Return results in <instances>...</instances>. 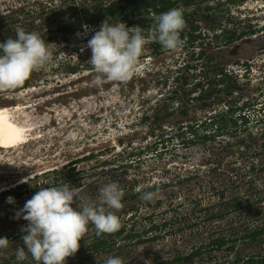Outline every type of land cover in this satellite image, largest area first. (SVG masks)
Returning <instances> with one entry per match:
<instances>
[{
	"label": "rangeland",
	"instance_id": "obj_1",
	"mask_svg": "<svg viewBox=\"0 0 264 264\" xmlns=\"http://www.w3.org/2000/svg\"><path fill=\"white\" fill-rule=\"evenodd\" d=\"M119 2L133 6L123 0H0V42L14 38L15 29L22 28L50 37L54 61L61 57L34 72L28 88L0 90V108L30 129L27 142L0 149V238L9 240L8 247L0 249V262H18L16 249L24 246L20 234L28 222L16 218L17 212L40 187L64 182L78 188L84 202L95 201L101 187L116 182L123 196H129L122 200L123 210L143 205L138 192L153 186L156 189L149 192L155 195L146 213L162 197L165 208L155 213L154 222L161 225L153 233L155 239L142 243L121 237L109 246L111 251L106 247L90 257L84 251L82 259L74 260L75 254L66 264H105L108 257H119L122 264H168L172 257L216 238L225 241L218 252L207 248L194 260L174 264H206L210 254L229 264L234 254L249 258L263 252L264 242L244 237L251 231L247 228L264 224V51L249 43L264 34V0H235L230 6L226 0H180L176 9L182 10L185 27L179 50L162 47L155 55L156 42L150 41L131 78L97 82L94 68L85 67L91 65L87 41L104 21L85 27L83 20ZM131 19L138 21L139 15L125 20L118 14L111 24L129 27ZM141 29L145 36L152 31ZM232 32L245 35L228 43ZM191 34L202 35L193 46L188 41ZM201 50L205 54L199 58ZM188 65L193 68L186 71ZM221 73L235 86L230 94L219 91L228 84L220 81ZM199 82L207 99H197ZM219 114L226 117L222 131L215 128L221 125L222 120L215 121ZM155 115L163 117L156 124ZM231 116L239 120L236 125L227 123ZM88 156L93 158L86 160ZM172 192L175 203L167 209L165 198ZM132 194L138 196L132 199ZM196 195L209 208H218L215 214L220 218L205 220L209 211L204 214L200 204L193 209L189 202ZM8 197L15 204L7 203ZM234 204L240 208L234 210ZM122 209L113 210L119 219L125 215ZM193 222H206L205 231ZM136 230L146 231L143 224ZM95 234L89 225L80 249L86 250ZM19 263L35 261L27 254Z\"/></svg>",
	"mask_w": 264,
	"mask_h": 264
},
{
	"label": "clouds",
	"instance_id": "obj_2",
	"mask_svg": "<svg viewBox=\"0 0 264 264\" xmlns=\"http://www.w3.org/2000/svg\"><path fill=\"white\" fill-rule=\"evenodd\" d=\"M184 27L182 10L176 8L156 16L148 36L141 27L104 21L87 41L91 50L88 62L98 74L97 82H124L131 78L150 41L158 42L168 51L179 50ZM51 45L55 44H46L39 34L22 28L15 29L14 38L0 42V90L21 87L34 72L58 62L61 57L57 55L54 61ZM154 195L144 192L141 199L151 201ZM122 197L123 191L116 182L101 187L96 200L88 202L69 183L40 187L16 214V218L28 222L22 229L24 246L16 249V260L25 261L30 254L35 264H66L67 258L79 251V242L85 239L89 225L94 226L97 236L119 231L121 223L115 211L122 209ZM77 201L74 208L72 205ZM7 203L15 204L14 198L8 197ZM8 245L7 238H0V249ZM105 264H122V260L108 257Z\"/></svg>",
	"mask_w": 264,
	"mask_h": 264
},
{
	"label": "flooded vegetation",
	"instance_id": "obj_3",
	"mask_svg": "<svg viewBox=\"0 0 264 264\" xmlns=\"http://www.w3.org/2000/svg\"><path fill=\"white\" fill-rule=\"evenodd\" d=\"M193 1H197V0H193ZM193 1H189V2H193ZM205 1H208V0H200V2H205ZM234 1L235 0H229V2H228V0H226V6H230V4H232ZM237 1H242V0H237ZM223 6H224V4L222 5V7ZM254 34H252V35H254ZM261 34H263V33H261ZM238 35L239 34H237L236 36H238ZM255 38H256V36H254V39ZM249 43L251 44V41ZM251 46H252V44H251ZM252 47L254 48V46H252ZM227 115L228 114L226 113L225 116H227ZM225 116H224V114H219V116H218L219 118H215V121L217 123L219 122V120H222L221 121V125H219V126L216 125L215 126L216 131H222V128H223L222 126L225 125V123L223 121L224 118H226ZM240 117L241 116H239V118ZM229 119H232V121H229V122L227 121V123H231V124H234V125H236L238 123V121H239L237 118H234L232 116ZM214 122H213V124H214ZM225 127H227V125H225ZM207 138H208V136H207ZM207 138H205V139H207ZM232 180L236 181L238 179L237 178H234V179L232 178ZM249 180L252 181L251 178ZM237 187H238V185H237ZM155 189L156 188H153V186H150V188L148 190H146V191L141 190L138 193L140 195H142L144 192H149V190L150 191H154ZM132 195H134V194H132ZM174 195H175L174 192H172V193H170L168 195V198H165V201L167 202V205H168L167 209H170V207H173V205L175 203ZM216 195H218L219 197L222 196L223 195V190H219ZM137 196L138 195L136 194V195L132 196L131 198L133 199V198H136ZM128 197H129L128 194H126V196L124 195L122 197V200L123 199L126 200V198H128ZM158 197H160V196H158ZM196 197H198V198L196 200L194 198L192 202H189L190 203L189 205L192 204L191 206L193 207L196 204H200V206H201L200 210L203 211L204 214H208V211H209V214L205 216V220H209L210 221V220H214V219L217 220V219L220 218V217H218L217 214H215V211L217 212V210H215V209H218V208H214L213 206H212V208L211 207L209 208L208 205L204 204V201L201 200L202 196L196 195ZM198 199H199V201H197ZM163 200H164L163 197H162L161 200L157 199L153 203V206H152L151 210L148 213H146V211L149 210V207L151 205H150L149 201H145V200L142 201L143 205H141L140 207L137 206V205H133L132 207L128 208L127 210H123L122 209V211H125L123 213L125 215L120 217L121 227H120L119 231L115 232L114 235H111V234H108L107 236L104 235V234L100 235L102 238H104V240L107 241L106 247L108 249L106 251H111V248H109V246L111 247V245L115 244L117 242V239L121 238V237H122L121 241H133V239H136V242H142V243L144 241H150V240L155 239V236L153 234L154 231H157V230H159L161 228V225L159 226V223L154 222L155 213H162L163 211H165V208L161 207L163 205ZM259 202H261L260 199H259ZM144 207L146 208V210H144ZM233 208H234V210H237V209L240 208V206H239V204H234ZM193 209H195V208L193 207ZM156 210H158V211L156 212ZM193 223L197 224L196 225V229L197 230H204L205 231L206 222H204L202 224L199 223V222H193ZM142 224L144 225L146 231L140 233L136 229H139ZM263 227H264V224L258 225V226H254V227H249L247 229H249V231L250 230L254 231L256 229L263 228ZM96 236H97L96 234L93 235V238H92L93 240H91V244L94 243V241L96 239ZM261 238H264V235L259 237L258 240H256V241H253V240H250V239L249 240L253 241V242L262 243V242H264V239H261ZM200 243L202 245V248L199 246V248L196 249L195 251L191 250L189 254H185L183 256H177V257L174 256V257L171 258L172 262H168V264L180 263V262H182L183 260H186V259L194 260L195 258H197V257H199L201 255V251L202 252L207 251L206 250L207 248L209 249L208 251H211L212 253L218 252V250H220L222 248V246L225 244V241L223 239L219 240V239L216 238V239H212L210 241V243H206V242H205V244L202 243V242H200ZM88 245H90V244H88ZM127 245L128 244H126L125 246H127ZM106 247H105V249H106ZM118 247H123V246H118ZM234 248H235L234 246L233 247H229L228 250L231 251ZM105 249H104V251H105ZM90 253L93 254V253H96V251L92 250ZM256 260L257 261H264V251L260 252L259 254H254L253 256H250L249 258L241 257V255L234 254V255L230 256V261L231 262H229V264H257ZM206 264H225V263H219V259L215 255L210 254L209 257H206Z\"/></svg>",
	"mask_w": 264,
	"mask_h": 264
},
{
	"label": "trees",
	"instance_id": "obj_4",
	"mask_svg": "<svg viewBox=\"0 0 264 264\" xmlns=\"http://www.w3.org/2000/svg\"><path fill=\"white\" fill-rule=\"evenodd\" d=\"M126 1V3H132L133 6L128 8L126 5L123 4V2H119V3H112L108 6L105 7H100L99 8V12H95L94 14L84 18L83 20V25L87 26V27H92V26H97L98 24H100L102 21H106L109 20V23H111V19H113L114 17H116L118 14H122L123 18L125 20L133 17L135 18L136 15H139V19L138 21L135 19H131L129 20L127 23V25L129 27H132L134 25L137 26H141L142 28H146L148 30H152L154 27V17L155 15L158 16L161 13H165L171 9L177 8L176 5L179 3L180 0H123ZM183 1L184 4H188L189 1H193V0H181ZM74 24V23H73ZM66 28V27H65ZM196 28H193V32H196ZM251 34H254V32H250ZM245 34L241 33L238 36H236V33L232 32V35L230 37L227 38V42L228 43H232L235 40L240 39L241 37H243ZM93 35H91L90 39L92 38ZM181 38H184V35L180 36ZM8 38L10 37H5V38H1V42L6 41ZM41 38L45 41L48 42L51 40L50 37L45 38V36H41ZM202 39V35L201 34H197V35H193L191 34L190 38L188 39L189 43L193 46L197 41ZM64 41H68V38H64ZM226 42V43H227ZM154 51H155V55L161 53L160 49H162V46L156 42L154 44ZM205 54L204 51H200L197 55L199 58H202L203 55ZM86 68H90L93 69L92 65H87L85 66ZM193 66L188 65L186 66V71L189 69H192ZM224 71L223 69L221 70V72ZM221 77L223 79V75L221 73ZM225 78H227L226 76H224ZM178 78H176L177 80ZM220 80L221 82L224 83H228L226 82V79ZM188 81L185 79L183 82V87L185 85H187ZM30 85L29 80L25 81V83L21 86V89H25L28 88ZM196 89L199 90V96L197 99L199 100H204L207 99L209 97V95L205 94V91L202 89V83L199 82L196 86ZM235 88V86L231 83H228L225 90H219V91H225L226 93L230 94L232 92V90ZM171 99V98H170ZM183 114H185L184 112H182ZM169 115V114H166ZM165 116V115H164ZM163 117H159L157 115H155L154 117V122L155 124L162 119ZM243 122L247 123V119L245 118V116L240 117ZM230 121H232V119H230ZM205 138H207V136H204ZM93 158V156H88L87 158H85L86 160H91ZM72 171V170H71ZM24 185H20L18 186L20 189L21 187H23ZM7 192H4L2 194H5ZM18 197L22 196V194H17ZM20 235H24V233L21 232ZM262 235H264V227L263 228H259L256 230H252L251 232H249L248 234H246V236L244 237V239H250L253 241L258 240L259 237H261ZM106 243L107 241L104 240V238H102L101 236H96V239L94 241L93 244H90L86 247V250H82L79 249V251L76 253V257H74L73 259H82L81 254L84 253V251L88 252L89 257L91 256V251L94 250L96 252H100V251H104L105 247H106ZM69 260H66V263H68ZM257 264H264V261H257ZM0 264H23V263H19V262H11V260H2L0 262Z\"/></svg>",
	"mask_w": 264,
	"mask_h": 264
},
{
	"label": "bare ground",
	"instance_id": "obj_5",
	"mask_svg": "<svg viewBox=\"0 0 264 264\" xmlns=\"http://www.w3.org/2000/svg\"><path fill=\"white\" fill-rule=\"evenodd\" d=\"M29 130L18 124L8 110L0 108V149H11L24 144L28 141Z\"/></svg>",
	"mask_w": 264,
	"mask_h": 264
},
{
	"label": "water",
	"instance_id": "obj_6",
	"mask_svg": "<svg viewBox=\"0 0 264 264\" xmlns=\"http://www.w3.org/2000/svg\"><path fill=\"white\" fill-rule=\"evenodd\" d=\"M252 46L257 51H263L264 50V34L259 35L254 40L251 41Z\"/></svg>",
	"mask_w": 264,
	"mask_h": 264
}]
</instances>
